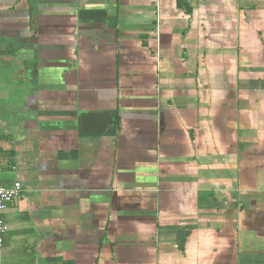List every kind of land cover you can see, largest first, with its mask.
Returning a JSON list of instances; mask_svg holds the SVG:
<instances>
[{"label":"crops","instance_id":"crops-1","mask_svg":"<svg viewBox=\"0 0 264 264\" xmlns=\"http://www.w3.org/2000/svg\"><path fill=\"white\" fill-rule=\"evenodd\" d=\"M0 264H264V0H0Z\"/></svg>","mask_w":264,"mask_h":264},{"label":"built area","instance_id":"built-area-1","mask_svg":"<svg viewBox=\"0 0 264 264\" xmlns=\"http://www.w3.org/2000/svg\"><path fill=\"white\" fill-rule=\"evenodd\" d=\"M22 192V187L19 182H13L6 186L0 183V259L3 247V236L7 230V225L3 218V213L6 207L12 204Z\"/></svg>","mask_w":264,"mask_h":264}]
</instances>
